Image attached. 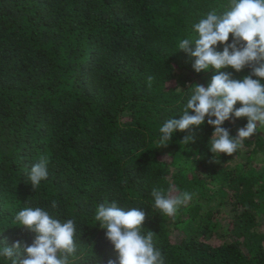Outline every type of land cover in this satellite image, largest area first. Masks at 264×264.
Returning <instances> with one entry per match:
<instances>
[{
	"label": "trees",
	"instance_id": "obj_1",
	"mask_svg": "<svg viewBox=\"0 0 264 264\" xmlns=\"http://www.w3.org/2000/svg\"><path fill=\"white\" fill-rule=\"evenodd\" d=\"M227 5L0 0V246L31 245L35 233L14 226L15 213L27 200L52 211L56 200L59 218L75 217L82 228L78 264H118L94 220L99 203L115 200L145 211L143 227L155 233L165 264H264V129L231 157L210 151L207 118L191 129L193 142L182 145L190 133L177 130L159 145V128L180 118L188 88L207 87L214 74L195 72L178 42ZM227 71L242 80L251 69ZM246 123L222 127L235 137ZM41 155L48 179L34 192L27 173ZM153 188L187 191L192 200L167 217L153 207Z\"/></svg>",
	"mask_w": 264,
	"mask_h": 264
},
{
	"label": "clouds",
	"instance_id": "obj_2",
	"mask_svg": "<svg viewBox=\"0 0 264 264\" xmlns=\"http://www.w3.org/2000/svg\"><path fill=\"white\" fill-rule=\"evenodd\" d=\"M192 28L195 36L180 39L178 49L194 58L195 72L211 70L214 74L207 87L196 84L188 88L191 91L180 118L166 119L159 128V145L167 147L177 130L190 133L182 139V145L193 142L191 129L202 126L207 118V124L214 128L210 151L231 157L246 139L257 134L258 128L264 129V0H228L224 11L209 10ZM218 46L223 50L218 51ZM228 68L237 73L245 68L251 71L238 80ZM153 79L148 77L149 88ZM237 102L241 105L238 108ZM234 118H247L235 137L222 127ZM48 166L49 158L41 155L27 173L34 192L48 179ZM151 196L153 207L173 218L192 200L187 191L173 194L162 188H153ZM24 204L12 224L35 233V239L31 245L18 240L11 247L0 246L3 264H78L83 260L82 228L75 217L61 220L56 200L51 201L52 211L31 206L30 200ZM145 219L141 208L125 209L115 200L96 206L94 220L106 230V238L118 253V264H165L164 255L154 244L155 233L143 227ZM107 264L117 261L109 259Z\"/></svg>",
	"mask_w": 264,
	"mask_h": 264
},
{
	"label": "rangeland",
	"instance_id": "obj_3",
	"mask_svg": "<svg viewBox=\"0 0 264 264\" xmlns=\"http://www.w3.org/2000/svg\"><path fill=\"white\" fill-rule=\"evenodd\" d=\"M199 85H201V84H199Z\"/></svg>",
	"mask_w": 264,
	"mask_h": 264
}]
</instances>
